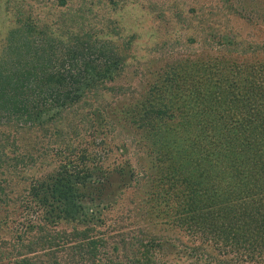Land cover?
Masks as SVG:
<instances>
[{
  "label": "trees",
  "instance_id": "1",
  "mask_svg": "<svg viewBox=\"0 0 264 264\" xmlns=\"http://www.w3.org/2000/svg\"><path fill=\"white\" fill-rule=\"evenodd\" d=\"M12 2L1 0L0 8L7 12ZM185 2L97 0V27L98 9L71 6L70 0H57L38 18L6 15L0 264H179L172 256L191 260L186 264L264 260V40L243 38L229 27L235 14L251 19L258 11L263 18L264 0H219L209 7ZM123 9L134 19L147 9L152 23L145 35L180 28L201 51L171 57L134 101L111 109L113 95L124 92L114 85L122 72L164 52L155 33L148 47L139 46L143 38L121 21ZM211 48L217 52L209 55ZM127 124L136 133L117 144ZM43 164L50 169L40 174ZM135 199L150 203L152 220L164 214L163 223L179 235L139 229L132 243L123 240L103 257L107 239L94 234L96 226L108 221L114 228L126 218L116 211L111 221L103 211ZM11 200L20 206L18 214L2 208ZM188 239L194 242L188 245ZM207 242L223 253L222 245L229 246L235 257L206 258ZM243 253L245 261L238 258Z\"/></svg>",
  "mask_w": 264,
  "mask_h": 264
},
{
  "label": "rangeland",
  "instance_id": "2",
  "mask_svg": "<svg viewBox=\"0 0 264 264\" xmlns=\"http://www.w3.org/2000/svg\"><path fill=\"white\" fill-rule=\"evenodd\" d=\"M139 1L157 2L158 0H139ZM193 1H196L198 3H203L205 7H209V6H214V4L216 5V2L219 0H186L185 3H187L188 5H191ZM234 1L237 2L238 4L239 2L243 0H233V2ZM75 2H77L76 4H74L76 6L79 5L80 3H85L91 6L94 11L98 9L99 14L97 16H95L93 13V17H94L93 22L95 23L94 25L96 27L97 25L98 26L100 25V21L102 19V15H101L102 12L101 10H99V8H97L99 4L97 3V0H70L71 6L73 5L72 3H75ZM50 4L56 5L57 0H13V2L10 3V7L8 8L7 12H5V9L1 7L0 8V46L2 45V41L4 40L5 34L10 26V24H8V19L6 18V15L8 16V18L10 17L11 19H15L18 16H20V18L23 19L25 18V15L27 16V14H30L29 12H31V14L35 15V17L38 18L43 13L42 11H45V12L48 11L49 8L47 7L50 6ZM133 4L134 2L131 5ZM257 4L258 3H255V5ZM0 5H1V0H0ZM131 5H130V10L133 11V8ZM57 7L63 10L64 12H66L67 10L65 6L58 5ZM252 7H255V6L252 5ZM17 9L20 10V12L17 11ZM146 12H147V9H144L141 13H139L140 15L136 19H134L135 15L130 17L126 9H123L122 11H120V14H119L121 21L122 22L124 21L127 23V29L133 28L134 30H136L137 33H140V36L138 38H141V37L143 38L142 40H139L140 47H142L143 44H144V47H148V44H150L148 43L150 42L149 38L151 37V35L155 33L153 32L151 33V35L149 34L145 35L147 28H149V26L152 23V19L150 21L149 16L148 17L145 16ZM260 13L261 12L256 11L254 13L255 16L251 19H247V18H244L242 16L235 14L234 16L231 17V25H229V27L232 28V30H234L239 36L243 38L254 39L255 37L256 41L261 42L264 40V32L260 30H255V28L264 30V25H261L263 24L264 17L260 18ZM4 18L6 20H4ZM255 25H257V27ZM174 30L176 31H173L172 34H165L166 31L156 32L154 34V37H153L154 40L157 41L160 39L162 41V47H163L164 52H162L160 49L153 52L152 54H150V56H147L146 58L139 60V64H136V65H133L132 67L127 68L125 71L122 72L121 76L116 79V82H114V85L121 86L122 88L119 90V92L123 90L124 92L123 93L121 92L122 94L119 93L118 95H115V96L112 94L114 102L111 104V109L115 108L116 106H119V103L122 102V100L134 101L135 98L145 89H147V87L153 82L155 76L158 74V72H160V70L165 65V63L170 62L169 59L171 57L174 58L176 56V57L184 58L188 56V53L190 52L194 53V51L195 52L201 51L200 48L199 49L197 48L198 45L193 46L192 44H189L186 42L187 37L185 35L184 30L180 28L174 29ZM162 34L166 35L165 36L166 42L164 41ZM141 51L143 50H139L138 53L140 54ZM208 52L210 55V54L216 53L217 50L216 48H211V49H208ZM250 55L252 56V54ZM129 125L127 124L121 127L123 131L120 135H118V140H116L117 144L121 145L125 141L128 142L127 139L129 140L131 133L134 132L132 130L133 127ZM122 134L125 136H121ZM24 141L26 142V139ZM130 152H131L130 155L134 156L132 149H130ZM114 156L115 157L111 158V162H115L117 160L115 154ZM146 158H148L147 155H143L141 157L142 160L149 161ZM134 162L135 161L133 160V164ZM49 166H46L44 164L43 166H40L39 173L42 174L45 171H48V169H50ZM146 168H148V165H146ZM10 195L12 196V194ZM137 198H138V195H137ZM144 200L145 199L143 200L135 199V202L133 203L127 202L128 203L127 207L129 208L112 206L110 210H106L105 212L103 211V216L104 217L107 216L111 221L113 220L112 216L114 215L116 211H123L121 217L126 216V218L123 222L121 221L119 225H117L114 228H112L111 226H108V221L106 223H103V224L101 223L96 226L94 234L97 237L100 236V237H103L104 239H107L106 248L103 249L101 252L102 255L107 252H109L107 254L109 255L110 252H112L113 246L115 245H117L119 248L122 247L123 240H125L126 244L130 242L132 243L131 236L139 233L140 232L139 229H142L148 232L150 235L166 234V236H169V237L179 235L177 229H174L170 226L168 227L167 223H163V220L165 219L164 214H162V217L159 216V218L155 220H152L151 218H149L147 212L150 210L149 209L150 203L146 204ZM2 208L4 210H10V211H12L13 208H16L17 209L16 214H18V212L20 211L19 210L20 206L18 207L16 204H14L13 200H11L9 204H5ZM143 211L145 212V214L143 213ZM192 242L194 241L188 239L187 244L190 245ZM196 243L198 244V242ZM202 244L205 247L204 255L206 256V258H208L207 253H209L212 257H219L221 259H227V258L230 259V258L235 257V253L231 251V248L229 246L222 245V248L224 247V249L227 250L226 253H223L217 250L216 247L218 246H214L210 242L202 243ZM135 248L136 247L132 245V247H129L128 250L134 251ZM185 249L187 250V248ZM103 257H105V255H103ZM172 257H173V260L176 257L175 259L178 261L179 264H186L191 261L188 258L177 257V256H172ZM246 257L247 256L245 253L238 255V258H240L242 261L243 260L245 261ZM258 263L264 264V260H261Z\"/></svg>",
  "mask_w": 264,
  "mask_h": 264
}]
</instances>
